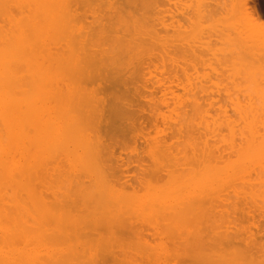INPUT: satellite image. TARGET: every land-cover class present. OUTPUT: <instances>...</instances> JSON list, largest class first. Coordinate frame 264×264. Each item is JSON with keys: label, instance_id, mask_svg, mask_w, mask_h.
Listing matches in <instances>:
<instances>
[{"label": "rangeland", "instance_id": "obj_1", "mask_svg": "<svg viewBox=\"0 0 264 264\" xmlns=\"http://www.w3.org/2000/svg\"><path fill=\"white\" fill-rule=\"evenodd\" d=\"M33 1L36 2V0H25L22 3L21 0H16L14 4H23V8H21V10L19 9V15L35 17L37 15H43L47 12V16L48 14L51 15L54 20L55 18H58L55 20V26H59L57 29L63 28V23H67L66 26H69V24L74 25H70V27H74V29H78L76 27L81 26V30L83 31L84 29L87 31L89 28L88 26H90V30L95 28V26V29H99V21H106V19L112 15V12L113 15L116 13L114 12L115 9H118L117 12L119 10H127V14H130L133 9L132 8L130 10L129 5L124 3V5H127L125 8L121 3V0H37L36 3H41L39 6L33 5ZM153 1L149 0V4L146 1L148 5H141L146 7H144L145 9L142 11H140L141 9L139 8L137 10L138 5L136 6L135 4V12L134 10L132 11V15H136L135 18H148L145 19L147 23L145 28L148 29V33L149 31L151 32V30H154V33L151 32L154 39H151L149 42L152 44L151 46L149 45L151 48L148 46L149 49H147L146 52H143L141 57H138L140 59L139 62L135 59L134 62L136 63L134 64L132 61L134 66L130 67V69L133 72L136 71L134 72L136 75H133L134 78L129 81L127 80V84H123L124 86H117L119 89L117 87L115 89V87L110 85V69L102 68V66L98 67V65H96L99 68H97L99 70H97L98 72L94 71L93 68L90 69L91 71L81 69L78 66L79 62L74 58L76 56L72 52H69L68 48L63 47V40L62 43L60 41L58 47H60L61 51L64 52V60L62 62L59 61L56 56V50L54 51L53 47L50 46V55L48 56L46 62V66L49 68V72L47 73L48 82L54 83V87L58 86L63 88L64 82L69 83V85H72L73 88L74 86L81 84L89 91V96L90 93L94 95V91H98L99 94L92 97V99L94 98V102L92 101L93 103H98L99 100L96 99L97 96L102 100L98 103L99 110L101 109L98 116L103 114L105 119L103 116H97L98 118L96 116L92 117V113H89V115L80 113L79 109H75V104H73L70 99L62 103L53 99L51 105L49 104L51 106V115L49 116L50 133H53L54 130L61 128L59 125L64 121L66 125L73 122L67 119L69 115L73 116L74 120H77V124L74 123V137H77V139H82L85 135V131H87L84 128L82 129V125H80L81 117L84 118L85 122L87 121L90 124L91 128L89 127L90 130L88 129L90 134L92 133L93 135L95 130L94 127H98V131L101 129L99 136L102 137L106 143L108 142L107 144L110 147L107 152L108 154L103 155L104 152L102 154V157L105 160L102 157L99 160V148L95 149V160L99 162V176L94 174V172H87L88 175H84L83 172L78 175L76 172V175H71L73 172L69 169L70 167H68V165L74 160V154L72 155L73 159H70L71 156L66 159L62 156L61 158L55 157L51 161H47L48 163H44V167L46 166L45 169L47 168L46 170L48 171L49 169L57 168L59 171L63 170L64 172L69 173L70 175H67L69 178L78 176L75 178H77L76 180L84 183V189L85 185L87 187L90 185V180L92 181L96 178V176H98L96 180L99 179V181H97L99 184L95 181L97 183L96 187L94 188L90 185V189L92 190L94 188L99 192V218L98 215L95 214V211L97 210L94 211V215L96 217L91 213L90 214L94 220H97V218L99 219V224H97L99 229H96L97 225H93L96 226L93 230L94 233L92 232V229L91 231H87V226L85 227L84 224L88 220L89 224H91L92 222L90 223V221H92V218L90 220L88 219L90 217H88L86 220L84 217L81 220L80 218L82 215H80L81 217H78L79 214L82 213V207L86 210L90 207L88 205H90L89 202L91 199L87 203L88 205H79V202H76L74 199L76 194H73V197L70 195V185L62 182L59 184V180L56 181L57 179L54 177L58 174H56L55 169L53 171L50 170V172H52V175L49 173V177L51 179L48 177L49 174H45L47 175L46 180L55 179L56 183L53 182L54 180L52 181V191L46 192L45 190V192H42L43 194L46 193L47 198L45 196L44 197L48 201H59L62 204L59 202V204H56L60 205V208H65L66 211H70V215H75V217H77V219L79 218L82 222L84 219L83 226L80 227L86 229H81L79 226L73 227L76 226V224L78 225V221L73 218V215V217H69V215H67L68 212L67 214L64 212L67 217L70 219L73 218L74 222H77H72L73 226H70V228L73 227L75 229L72 228L73 230H71L69 228L73 233H75V235L73 234L75 236L74 240L76 237H79V233L81 235V232L85 233L86 231L88 233L91 232L90 235L92 233L95 234L91 235V238L95 237L93 239H98L99 241V249L95 248V246L98 247L95 245L98 244L97 240H95L96 243L93 244V247L96 250H99V261L96 259L97 264H136V262L140 260L142 261L138 264H141V262H146V264H181V259L184 260L183 255L186 256V259L189 257H193L195 259L207 257L210 259L219 258L218 260H220L221 257L224 256L222 255V252L217 254L214 251L213 253L211 252L208 254L207 249L210 244H215H212L214 247L217 246L216 243H219L218 245H220L221 243H227L228 241V243H233V245L237 243V245H234L236 248L238 243L245 244L246 242H251L264 244V191L257 192L262 190L256 186L258 180L264 179V177L261 176H264V172L259 175L260 171L256 170V168H264V162L260 159V154L256 156L253 154V158H251L262 160V164L261 162L257 163V165L253 164V162L252 164H249V162L247 163L249 158L246 159L247 161L244 159L245 162L242 161L245 165L247 164V167L245 168L241 163V167L245 168V171H243L244 169L242 170L244 175H240L237 172L236 176L235 174L231 176L230 173L232 172V168L231 171L228 170L230 168H226L227 173L229 174H224L222 171V167L224 165L228 166V163L225 164L227 161H234L237 159V154L241 151L240 146L242 147L244 144L242 143L241 145V135L243 133L239 134L242 127L244 128V123H242L243 121L241 122V118L238 117L239 114L238 116L236 115L239 107L236 106L237 104L234 105V102L237 99V102L241 103H239V106L241 105L242 107V105H246L245 102H248L247 99L249 98L251 100V98L255 97H258L256 99L264 97V43L262 44L260 40L261 37L264 36V31L257 29L259 24L258 22H262L264 24V0ZM47 2L48 4L50 2L52 4L51 7H54L53 9H55L50 13H48L47 10L49 7ZM6 3L12 4V7L14 8L12 0L11 2L9 0ZM43 5L48 7L46 8ZM132 5L134 6V4ZM41 7L44 8L42 9ZM122 7L125 9H121ZM111 9L113 11H111ZM11 12H13L12 9L10 10V13ZM248 12L250 13L248 14ZM134 13L136 14L134 15ZM121 14L122 16L126 15L125 12H121ZM250 14L258 22L253 20L250 21ZM79 21L82 22L84 29L82 28V25L78 26ZM149 21L151 23H148ZM253 22H256L255 26H252L254 25ZM92 31L95 30L93 29ZM93 50L95 51V49ZM154 50H159V52ZM47 53L48 51H45L43 55H47ZM81 56L82 55L79 57ZM135 67L137 69L134 70L133 68ZM94 68L96 70V67ZM94 74L99 76L98 79H94ZM74 76L77 77V79H75ZM78 78L81 80L80 83L78 82ZM93 80H95V83L97 80L99 81L95 84L93 83ZM113 93H119L115 94V96L117 95V100L112 97L114 95ZM120 94H123V97ZM91 96L89 98H91ZM118 96L121 97L122 101ZM124 96H127V98H124ZM193 98L194 101L196 100V103H199V110L205 111L206 116L204 115V118L203 116L202 118L199 117L201 115L200 113L198 114L199 116H197V114H195L196 116H194V114L189 115V112H191L192 109H194L195 113L196 111L197 113L199 112L197 106L192 103ZM112 101L117 104L120 103L121 105H116ZM190 101L192 102L190 103ZM123 103L125 106H123ZM92 105L95 106V104ZM92 105H90V107ZM194 105L196 106L195 108ZM96 106L98 107V105ZM118 106L120 107L118 108ZM234 106L237 108H235L236 110H234ZM84 108H86V106ZM114 108L116 115H112ZM123 111H126L127 114ZM236 111L237 113H235ZM179 113L183 115L182 119L180 118L181 115H179ZM130 115L132 117H130ZM115 116L119 119H116ZM189 116L193 119L191 120V117ZM94 117L96 118L94 119ZM183 117H186L185 122L188 120L187 122H189V124L193 121V126L198 124L200 120L206 119V125L210 127L209 130L213 128L214 130H211L210 132L207 129L209 127L206 126L207 128H205V124L203 126L208 131H206L203 127L202 129L201 124H203L204 121H201L199 126L201 129L192 126L194 129L192 128L193 133H191L192 131L190 130V126L184 127L186 125L185 122V125L180 127V124L183 123L181 121L183 120ZM187 117L191 121H189ZM93 121L99 123L94 124ZM262 121L264 127V120L262 119ZM229 122L231 124H229ZM230 125H232L231 127L236 130L234 133H230L228 131V126ZM178 127L183 128L180 130ZM187 127L190 128L186 129ZM261 128L259 126L256 131H260ZM177 130L181 131L179 132L181 134H179ZM101 131L108 133L104 134ZM262 131L260 132L261 134H263ZM242 132L244 131L242 130ZM113 137H115V139ZM204 138H206L205 140H208L207 144L209 146L206 145ZM113 139L117 141L116 144H114L115 141H113ZM203 141L205 143V147H203ZM194 142L199 143V145L202 146L206 152L209 149L210 154L207 155L200 150V155L203 153L200 157L198 154V148L200 149L201 147H195L198 150L197 152L194 148L197 152L195 153V151H193L194 149L191 147ZM197 143H195V145H197ZM201 143H203V145ZM238 148H240L239 152H237ZM246 152L250 153L248 150ZM194 154H197L198 157H194ZM190 155L192 157H190ZM55 156L58 155L56 154ZM185 156L187 160H185ZM102 159L103 162H101ZM67 160L68 162H66ZM106 160L110 163H106ZM238 160V162H236L237 164L241 159L238 158ZM75 162L72 164L74 165V169L76 166L79 168L78 164ZM49 164L51 166L50 168L48 166ZM103 165L105 166L103 167ZM236 166H238L239 171V165ZM59 167H61V169ZM112 168L113 170H110ZM218 168H221V171H219V169L218 172ZM93 169L94 168L90 167V170L96 172V170ZM193 170L195 171L193 172ZM189 171L190 173H188ZM200 171L202 173H200L201 177L199 178L200 174L198 172ZM255 171L256 173H254ZM45 172L43 171V173ZM103 172H105L106 177ZM233 172H236V168ZM184 173H187V177H185L186 175H184ZM61 174H63V172ZM91 174H94L95 177ZM228 175L232 178L230 179V176L228 177ZM256 175H259L260 178ZM84 176H86L87 179L84 178ZM193 176L194 180L191 178ZM241 176H243V179ZM91 177L93 178L91 179ZM39 178H41V175ZM195 179L197 180L196 182ZM47 182L49 183L48 180ZM209 182L211 184H208ZM93 183L94 182H92V184ZM202 183L205 186H203ZM65 185L68 186L67 189L64 187ZM255 186L256 188L258 187L259 190L258 188L256 190ZM260 186L263 188L264 184L262 183ZM60 187H63L64 190H69L67 194L63 191V189L59 190ZM208 188L210 189L208 190ZM253 188H255L256 191ZM39 189L42 191L41 188ZM73 190L75 191V188H72V193H74ZM60 191L65 193V198H59ZM94 191L92 193H94ZM251 191L257 192V195L251 193ZM260 193H263V196L258 195ZM77 197H79V195ZM88 197L91 198L90 196ZM186 199L188 200L186 201ZM196 199L200 201H197ZM83 200L85 201V199ZM81 201L82 200L80 198V202ZM192 201L195 202L192 203ZM187 204L192 205L193 209L189 206L188 207L191 210L185 209L187 208ZM91 205L94 206L93 203ZM196 205L199 207L201 206L200 210ZM56 206H54L55 210L57 209ZM92 206L90 207L91 209L93 208ZM196 208H198V210H196ZM61 210L59 212L53 211L52 214H64ZM182 210H186V215L190 219L188 217L187 218L192 221V224L189 223L191 226L187 224L189 222L188 219V222L185 220V224H181V221L177 222L176 216L174 217L176 222L172 220L171 216H174L172 214ZM88 211H90V209ZM188 211H197V214L198 211H200L199 214L203 212L204 216L201 214V217H198L200 215L197 217L192 215L193 217H190V212ZM76 214L78 216H76ZM83 214H85L84 211ZM66 215L65 219H67ZM184 215L185 214L183 213L182 216ZM56 216H58V218L63 217V215H60V217L59 215ZM178 216L180 218V215ZM58 218H55V220ZM62 219H58L59 222L62 221ZM68 220L69 219L66 221ZM94 220L93 224L98 223ZM66 221L62 223L64 226L68 225L72 220H69V223H66ZM53 222L51 223L53 224ZM59 222L55 221L54 225ZM82 222H80L81 225ZM89 224L88 226H90ZM60 226L58 225V227ZM58 227L55 229L54 226H52L50 229L52 230L54 228L56 231H61ZM66 227L68 228L69 226ZM78 227L80 229H78ZM90 228L88 230H90ZM50 229L49 232L54 233L53 238H55V241L58 238L57 235H60L61 232L59 231V234H57L56 231H53L54 229L52 231ZM95 229L96 231L99 230L98 236ZM78 230L80 231L78 232ZM62 231L65 232L66 230L64 231L63 229ZM67 231L69 233L71 232L69 230ZM67 231L65 232L66 239L69 235ZM88 233L87 235L89 236ZM73 235L71 234V236ZM61 236L59 239L62 238ZM84 238L82 240L79 238L76 239H79L81 243L85 240L88 242V238ZM58 240L55 242L60 245V248H63V244L64 246L68 245H65L66 241L58 243ZM68 240L69 237L67 241ZM70 240L73 241V237H71ZM75 242L79 241L76 240ZM90 242L91 244H89ZM90 242L85 243V245L88 244V248L87 246H84V244L76 246L75 243H72L73 246H76V251L78 250L79 252V254L77 253L79 255L77 257L79 258V261L75 258L77 254L73 256L74 258L72 257V254L76 253L75 250H73L75 249L74 247L73 249H70V247L68 248L70 249L69 252L72 250L74 253L71 252L72 254H69V252H64V254L68 253V255H71L72 258H70V256L68 258L73 259V261L77 260L76 263L81 262L83 261L82 259L80 260L81 251L82 254L85 252V256L88 251L89 253H92V251L94 252L91 248L92 239ZM55 246L56 249L59 248L57 245ZM68 246H70V244ZM81 247H86V250L90 248L91 251L89 249L86 252V250H84L85 248L83 249ZM203 247H205L206 250ZM60 248L57 251H61L62 254V251H65V247L63 250ZM79 248H81V251H79ZM238 249H240V247L236 250ZM230 251L235 252L233 249ZM239 251L235 254H229V252L226 251L225 259H222L224 261L220 260L218 261V264L249 263V260H246V257L249 254L241 252L243 251L242 249ZM252 253L254 254L252 257L255 262H251L252 264H264V250H258V252L251 251L250 254ZM64 254H62L63 257ZM216 254L217 256H221L217 257ZM65 257L67 256L65 255ZM87 258L88 256H86V259ZM177 261H179V263Z\"/></svg>", "mask_w": 264, "mask_h": 264}, {"label": "bare ground", "instance_id": "obj_2", "mask_svg": "<svg viewBox=\"0 0 264 264\" xmlns=\"http://www.w3.org/2000/svg\"><path fill=\"white\" fill-rule=\"evenodd\" d=\"M5 1L8 2L9 0H5ZM5 1L0 0V264H97V260L99 259V254H98L99 250H96V249H99V243H98L99 241H98V239H93L95 237L91 238V235H95V234H93L94 233L93 230L96 226H93V225L99 224V219H98L99 218V215H98L99 214L98 213L99 212V210H98L99 209V195H98L99 192L97 191V189H94L96 187L97 183L99 184V182H97V181H99V179L96 180L99 176V162H97L95 160V156H96L95 149L99 148V156H100L99 160H100L103 152H104L103 155L108 154L107 152H108V149L110 146L107 144L108 142L106 143L105 140L99 136L100 135L99 132L101 129L98 131V129H97L98 127L97 128L94 127L95 130H94L93 135H92V133L90 134V132H88L90 124L87 121L85 122L84 118H82V117L81 118L79 117L81 119L80 125H82V129L84 128L87 130V131H85V135L82 139H77V137H74V135H75L74 123L77 124V120H74V117L70 116V115L68 116L67 119L69 121H73V122L66 125V123L64 121L63 123H61L59 125V127H61V128H58V129L54 130L53 133H50L49 116L51 115V106L50 105L53 102V99L54 100L56 99V101L61 102V103L66 102L67 100L70 99V100H72V103L75 104V109H77V110L79 109L80 113H83L85 115H89V113H92V117L93 116L97 117L98 114L100 113L101 109L99 110V104L98 103H99V101H102V100L99 99V97L97 96L96 99L99 100V101L97 100L98 103H93L94 98L92 99V97L96 96V94L98 95L99 94L98 91H94L95 92L94 95H92V93H90V96L91 95L92 96H91V98H89L90 97L89 91L85 88V86H83L81 84L76 85L73 88L72 85H69V83L64 82L63 88L58 87V86L54 87V83L48 82L47 73L49 72V68L46 66V62H47L48 56L50 55V46L53 47L54 51L56 50V56L58 57L59 61L62 62L64 60V52H62L60 47H58L60 41H61V43L64 41L63 47L68 48V51L72 52L76 56V57H74V56L73 57L76 59V61L79 62L78 66L81 69L88 71V70L93 68L94 71H97L99 69L98 67L102 66V68H108L111 70L110 77H109L110 85L115 87V89L117 86L119 87L120 85L122 86L125 83L127 84L126 81L127 80L129 81L130 79L132 80V78H134L133 75H136V74H134V72H136V71L133 72L130 69V67L134 66L132 64V61L134 62V60L136 59L139 62L140 59L138 57H141L142 53L146 52V50L149 49V47L152 45L149 42L151 41V39H154L153 34H152V33H154V30H151L152 33L150 31L148 33L147 32L148 29L145 28V25L147 24L145 19H148V18H145V19L142 17H141L142 19L141 18L140 19L135 18L136 13H134L135 16H133L132 11L134 10V12H135V8H136L135 4H136V6L138 5L137 10L139 8V9H141L140 11H142L146 7L141 6V5H148L150 2L148 3L149 0H136L138 2L140 1L139 3L134 1V0L133 1L132 0H129V1L128 0H121V3L123 4V6L125 8L127 7V5H129L130 10L133 8L131 10L130 14H127L128 13V12H126L127 10H124V11L119 10L117 12L118 9H115L116 8L115 7L113 9L116 10V11L114 10V12H116V13H114V15H113V12H112L111 14L113 16L112 15H110V17L107 16L108 18L107 19L105 18L106 19V21L104 20L105 22L99 21V25H98L99 29H95L96 28V26H95V28H93L95 31H92L93 29L90 30V26H88L89 28L86 31L84 29V26L82 25V22L79 21L80 24L78 23V26L82 25L83 26L82 28L84 29V31H83V30H81V26H79L80 30H79V27H76L78 29H74V27H70L71 24H69V26H66L67 23H63V24L61 23L64 27L61 25L63 28L57 29V27H59V26L58 25L55 26V20H57L58 18H55V20H54V18L51 15L48 14V16H47V14H46L47 12L43 15H37L35 17L21 16V15H19V13H20L21 8H23L22 7L23 4H19V3L14 4V2L16 0L15 1L12 0V3L14 5V8H13L12 4L8 3V4H10V5H8ZM21 1L23 3V1H25V0H21ZM146 1L148 4L146 3ZM10 2H11V0H10ZM33 2H34L33 5L39 6L41 4V3H39V4L36 3L37 0H36V2L35 1H33ZM124 3H126L127 5L125 4L126 5L125 6ZM141 3H143V4H141ZM153 3H154V1H153ZM47 4H48V2H47ZM132 4H134V6ZM51 5L52 4L50 2L48 4L49 7L43 5L46 8L48 7L47 8L48 13H50L52 10H55V9H53L54 7H51ZM66 5H67V3H66ZM10 8L13 10V12H11V13H10V10H11ZM125 8L122 7L121 9H125ZM15 9H16V11H15ZM149 9H150V7H149ZM151 10H152V8H151ZM111 11H113V10L111 9ZM121 12L122 13L125 12V14L127 16L125 14H123L125 16H122ZM249 13L250 12H248V14ZM143 14H145V13H143ZM249 19H250V21H252V20L256 21L251 14L249 16ZM249 19H247V20H249ZM256 22H258V21H256ZM148 23H151V22L149 21ZM249 23L252 24L251 22H249ZM255 23L252 26H255ZM258 23L259 24L257 26L258 27L257 29L264 31V24L262 22H258ZM71 26H74V25H71ZM143 33H145V34H143ZM155 35H156V33H155ZM260 40L263 44L264 43V36H262ZM152 43H154V42H152ZM86 49H89V50H86ZM93 49H95V51ZM45 51H48L47 55H43V53ZM148 51H150V50H148ZM154 51L159 52V50H154ZM80 55H82V56L79 57ZM141 62H143V61H141ZM135 63L136 62H134V64ZM96 65H98V67ZM136 65H138V64H136ZM94 67H96V70ZM136 67L133 69L135 70L138 68V67L137 68ZM98 77L99 76L94 74V79H98ZM74 78L77 79V77H75V76H74ZM80 81L81 80L78 78L79 83H80ZM98 81L99 80H97L96 83ZM93 83H95V80H93ZM121 93H122V91H121ZM115 94H119V93H115ZM115 94L112 97L117 100V97H116L117 95L115 96ZM87 97H88V99H87ZM118 97L121 100V97L120 96H118ZM125 97L127 98V96H124V98ZM132 98H133V96H132ZM256 98H258V97L251 98V100H250V98L247 99L248 102H245L246 105L244 104V105H242V107H241V105L239 106L240 102L238 103L237 99L234 102L235 104L233 103L234 105L237 104L236 106L239 107L237 109L234 106V110L237 109L238 113H237V111L235 113H237L236 114L237 116L239 114L238 117H240L241 122L243 121L242 123H244L243 124L244 128L242 127V129L240 130L241 132L239 133V134L243 133L241 135L242 136L241 145H242V143H244V144L242 147L240 146V148H241L240 152H239L240 148L237 149L238 150L237 152H239V154H237V159L234 161H227L225 164L228 163L227 164L228 166L224 165L222 167L223 168L222 171L224 172V174H229V173H227L226 168H230V169H228L230 171L232 168V172L230 173L231 176H233L234 174L236 176L237 172L240 175L241 174L244 175L243 171H245V168L247 167V164L245 165V163H243V162H245L244 159L246 160L249 158L248 161L246 160L247 163L249 162V164H252V162H253V164H255V165H257V163H260V162L262 164V160L264 162V127H263V121H262V119L264 120V97L263 98L261 97L259 99H256ZM87 100L89 101V103ZM113 101H114V99H113ZM192 101H190V103L191 102L194 103L197 106L199 112L197 113V111H196V113H195L194 109H192L193 111L191 110V112H189V115L194 114V116H196L195 114H197V116H199L198 114L200 113L201 115L199 117L202 118V116H203V118H204L206 116L205 111L199 110L200 105L198 102H197L198 104L196 103V100L194 101V98L192 99ZM113 103H115V102H113ZM86 104L87 105L88 104H90V105L95 104V106L92 105L90 107V105L87 106ZM115 104L119 105L120 103L119 104L115 103ZM96 105H98V107ZM126 105H128V104H126ZM195 105H194V108L196 107ZM85 106H86V108H84ZM123 106H125V104ZM119 107L120 106H118V108ZM191 107H192V105H191ZM107 108H110V107H107ZM130 110H129V112H130ZM113 111L114 112H112L113 113L112 115L115 114V108L113 109ZM116 111H117V109H116ZM126 111L125 112L123 111V112L126 113ZM119 112H121V111H119ZM179 115H181V114L179 113ZM102 116H103V114L101 116H98V117H102ZM117 116H119V115H117ZM182 116L183 115H181V117H180L181 119H182ZM194 116L192 115L193 118H194ZM96 117H94V119ZM130 117H132V116L130 115ZM189 117H191V116H189ZM192 117H191V120L193 119ZM103 118L105 119V116H103ZM115 118H116V116H115ZM185 118L186 117H183L184 121L181 120L183 123L180 124V127L182 125L186 124L184 127L190 126L191 128L190 127L189 128L191 131H192V128L194 126H195V128H198V129H201L202 127L204 128V126H205V128L209 127L208 125H206V121H205L206 119L200 120L199 123L197 122L199 125L196 124L193 126V121L190 122V124H189V122H187L188 120H186V122H185ZM116 119H119V118H116ZM187 119H189V118L187 117ZM191 120L189 119V121H191ZM201 121H204L203 124H201ZM93 122H94V124L99 123V122H95V121H93ZM184 122H185V124H184ZM200 124L202 125L201 128H199ZM229 124H231V123L229 122ZM231 126L232 125L228 126L229 127L228 131L230 133H234V131H236V130H234L233 127H231ZM259 126H260V128L262 127L261 130L256 131L259 128ZM180 127H178V129L182 130L183 127L182 128H180ZM189 128L187 127L186 129H189ZM207 129L209 130L210 127ZM207 129H205V130L208 131ZM231 129H233V130H231ZM262 129H263V131H262ZM211 130H214V128ZM211 130H209V131L211 132ZM242 130L244 132H242ZM261 131L263 134L260 133ZM177 132L179 133L181 131L177 130ZM102 133L105 134L106 132H102ZM189 133H190V131H189ZM191 133H193V131ZM202 133H204V132H202ZM104 134H102V135H104ZM179 134H181V133H179ZM256 134H258V135H256ZM115 137H113V138L115 139ZM114 139H113V141H115L114 144H116L117 141ZM205 139L206 138H204L206 145L209 146L207 144L208 140H205ZM107 140H109V139H107ZM204 141H203V143H204ZM195 143H197V142H194L192 146L190 145L192 147V149H194L195 147H197V148L198 147H201V148L205 147V143H204L203 147L200 146L199 143H197V145H195ZM203 143H201V144L203 145ZM244 147H245V150H244ZM162 148H163V146H162ZM197 148H195V149L197 150ZM201 148L200 149L198 148L199 152L197 150L199 155H200V150H201V152L206 153L207 155L210 154V151L208 148H207L208 153L206 151H204V148L203 149H201ZM195 149L193 151H195ZM247 150L250 151V153L246 152ZM197 152L195 151V153H197ZM56 154L58 156H55ZM206 154H205V156H206ZM253 154H254V156L260 154V157H261L260 159H262V160H259L256 158L252 159ZM72 155H73L74 160L76 162L73 160L70 162L71 163V164H69L70 166L68 165V167H70L69 169L73 172V174H71V175H76V172L78 175L82 172L84 173V175H88L87 172L88 173L94 172V174H97L98 176H96V178H94V180L89 181V182H91L90 185L94 187L93 189L96 192L93 189L92 190L90 189V185L88 187L85 185V189H84V186H83L84 183L76 180L77 178H75L78 176H73L72 178H69L67 175H70V174L64 172L63 170L59 171V170H57V168L56 169L55 168L49 169L51 167L50 164L48 165L49 171L46 170L47 168L45 169L46 166L44 167V163H46L47 161H51L55 157L61 158L62 156H64V158L66 159L67 157L71 156L70 157V159H71ZM201 155H200V157H201ZM196 156L198 157L197 154L194 157H196ZM190 157H192V156L190 155ZM185 158H186V156H185ZM238 158L241 160L237 164L236 162L239 161ZM103 159L101 162H103ZM153 159H155V158H153ZM185 160H187V158ZM185 160H183V161H185ZM66 162H68V160ZM73 162L78 164L79 168L76 166V168H78V169H76V168L74 169V165H72ZM198 162H199V160H198ZM106 163H110V162H108L106 160ZM241 163L243 164V166L245 168L241 167V165H242ZM249 164H248V167H249ZM236 165H239V168L240 169L242 168V169L241 170L239 169V171H238V166H236ZM255 165H253V166H255ZM42 166L45 170L42 168ZM104 166L105 165H103V167ZM108 166H109V164H108ZM260 166H262V165H260ZM260 166H258V167H260ZM90 167L94 168L97 173L95 171L90 170ZM233 167H234V169H233ZM59 168L61 169V167H59ZM235 168H236V172H233V171H235ZM54 169H55L56 174H58L54 177L55 179H57L56 181L59 180L58 181L59 184H60V182H62L64 184H69L71 187L70 188L71 189L70 195L72 197L75 194H76L75 195L76 197L79 195V197H77V199H76V197L74 198L76 202H79L78 203L79 205H88L87 203L90 201V199H91V201H90L91 203L89 202L90 205H88V206L91 207L92 203L94 205V206H92L93 207L92 209L90 207L89 208L87 207L88 208L87 210L84 209V207H82L83 208V210H81L82 213L79 214V216L77 215L78 214L77 213L76 216L81 217L80 215H82V217L80 218L81 220L84 217H85V219L90 217L88 219L91 220L92 215L95 216L94 215L95 212H96L95 214L98 215L97 220H94L92 218V221H90V223L92 222L91 224H89V222H88L89 220L86 221V223L84 224L85 227L87 226V231H91V229H92L93 233L90 235L91 232L88 233L85 231V233L83 232L84 236H83V233L81 232V235L79 233V237H76V238H79L81 240L84 237H86V238H88L87 239L88 242H90V240L92 239V245H91L92 247L91 248H92V250H94V252L92 251V253H89L88 250L90 248L86 250V247H81L83 249L85 248L84 250H86V252L88 251L87 254L88 253L90 254V255L86 254V256H88V258L86 259V256L84 255L85 252H83L84 254H82L81 248H79L80 249L79 251H81L80 260L82 259L83 261L78 262V263H76V261L79 259V258H77L79 256L78 255L79 252H78V250L76 251V246L80 245V244H84V246H87L88 244L85 245V243H88V242H86V240L85 241L83 240L84 242L82 241L83 243H81L80 240L76 239V238L74 240L75 233H73L71 230L75 229L73 227L83 226L84 219L82 222V221H80L79 218L77 219V217H75V215H73V214L70 215L69 214L70 211H66L65 208L64 209L60 208L61 206L58 204L61 202H59V201H58L59 202L58 203L56 200L53 201V200H50L48 198L51 201V203H50V201H48L46 199L47 198L46 193H44L45 195L42 193L43 191L45 192V190H46V192L52 191V183L55 182V179L52 177L54 181L50 180L51 178L49 176L52 173V172H50V170L53 171ZM263 169L264 168H261V169L256 168V170L260 171L259 175H261L260 173L264 172ZM42 170L44 172L45 171L46 172L43 173ZM110 170H113V168ZM218 170L221 171V168H218L217 171ZM253 170H255V169H253ZM57 171H59L61 173L63 172V174H61ZM194 171L195 170H193V172ZM201 171L198 173L199 174L202 173ZM240 172H242V173H240ZM251 172H253V171H251ZM46 173H47V175L50 173L48 175V177L50 179H47L49 181V183L46 180V178H47V175H45ZM103 173L105 176L106 175L105 172H103ZM188 173H190V171ZM254 173H256V171ZM94 174H91V175L94 176ZM186 174L184 173V175H186ZM224 174H223V176H224ZM40 175H41V178H39ZM81 175H83V174H81ZM194 175H195V173H194ZM259 175H256V176H259ZM89 176H90V174H89ZM229 176L230 175H228V177ZM231 176L229 177L230 179L232 178ZM261 176L264 177L263 175H261ZM185 177H187V175ZM200 177H201V174H200L199 178ZM202 177H203V175H202ZM242 177L243 176H241V178ZM84 178H86V176H84ZM92 178L93 177H91V179ZM191 178L194 180V176ZM225 178H227V177H225ZM259 178H260V176H259ZM260 180H258V183ZM262 180H263V182H262ZM262 180L259 184L257 183V185H256L262 191H260L259 188L257 187L259 190L257 192H263L264 191L263 190L264 186H263V188L260 186L262 183L264 184V179H262ZM196 181L197 180L195 179V182ZM92 182H94V183L92 184ZM198 182H199V179H198ZM208 184H211V183L209 182ZM249 184H251V183H249ZM199 186H198V188H199ZM203 186H205V185L203 184ZM250 186H252V185H250ZM256 186H255V188H256ZM64 187H66V189H67L68 186L65 185ZM86 187H87V189H86ZM39 188H41L42 191ZM72 188H75V191L73 190L74 193H72ZM255 188H253V189L255 190ZM257 188H256V190H257ZM62 189H63V187H60L59 190H62ZM209 189L210 188H208V190ZM250 189H251V187H250ZM65 190L63 189V191L67 194V192L69 190L68 191L67 190L65 191ZM93 191H94V193H92ZM64 192L60 191V195L58 193L59 198H65L66 197V196H64L65 195ZM204 192H205V190H204ZM254 192L251 191V193H253V194L257 193V192H255V193ZM94 194H95V196H94ZM96 194H97V196H96ZM58 195H57V197H58ZM81 195H83V196H81ZM258 195L263 196V193H260ZM88 196H90L91 198H89ZM196 197H197V195H196ZM78 198H79V200H78ZM80 198L82 200L81 202H80ZM83 199H85L86 202ZM187 200L188 199H186V201ZM197 201H200V200H197ZM82 202H83V204H82ZM194 202L192 201V203H194ZM56 203H58V204H56ZM188 204H187V208H185V209L191 210L190 208H192V205H188ZM54 206H56V208H57L56 210H55ZM50 207H52V208H50ZM197 207H199V206H197ZM200 207H199V210H200ZM209 207H210V205H209ZM85 208H86V206H85ZM58 209H59V211L62 209L61 212H63V213L65 212L66 214L68 212L67 215H69V217H71L73 215L74 217L73 216L72 217L75 218L76 221H78V225L76 224V226H73V223H72V222H74L73 218L70 219L69 217H67V215L65 213L64 214H60V213L56 214L55 213L53 215L52 212L53 211L57 212ZM89 209H90V211H88ZM95 210H97V211H95ZM196 210H198V208H196ZM83 211L85 214H83ZM182 211L185 214L184 216H182L183 215ZM182 211H177L174 213L172 211V213H173L172 215H174V216H171L172 220L175 221L174 217L176 216L177 222L181 221V224H185V220H186V222H188V220L190 218L186 215V210H182ZM203 211H205V210H203ZM178 212H180V213H178ZM188 212H190L189 213L190 217H193V216L197 217L198 215H200L198 217H201V214L203 215V212L201 214H199L200 211H198V214H197V211H193L194 213L192 211H188ZM89 214H90V216H89ZM56 215H59V217H60V215H63V217H62L63 219L58 218V216H56ZM65 215H66L67 219L72 220V221H70V223H69V220L66 221L67 219H65ZM178 215H180V218H182V219H180ZM54 217L58 218L59 220L62 219L63 222L60 221L61 222L60 223L59 220L58 219H57L58 221L55 220ZM178 218H179V220H178ZM202 218H204V217H202ZM64 219H65L66 223L70 224V225L65 224L66 226H69L68 228L66 226H64V224H62L65 222ZM195 219H198V218H195ZM53 220H54V222L56 221V222H59L60 224L55 223L57 226L54 225ZM93 220L97 221L98 223L93 224ZM182 220H184V221H182ZM196 221H201V220H196ZM51 222H53V224ZM80 222H82V225ZM74 223H77V222H74ZM189 223L192 224V221L189 220V222L187 223L188 225L191 226V224H189ZM51 224H52V226H54L55 229L58 227V225L59 226L62 225V226L58 227L61 229V231L58 229H57L58 231H56L54 228H53L54 230L53 229L52 230L56 231L57 234H59L58 233L59 231L61 232L60 235H57L58 238L55 236L57 238L56 240H58L61 235H62L61 239H64V240L59 239L58 243L59 242L61 243L62 241H64V242L66 241L65 245L70 244V246H68V245L64 246V244H63V248L59 247L60 245H58L57 242H55L56 240L54 241V239H55V238H53L54 233L49 232V229L52 228ZM88 224L90 226H88ZM71 225L73 227L70 228ZM63 226H64V228H63ZM79 227H78V229L81 228V227L80 228ZM89 228H90V230H88ZM63 229H64V231L65 230L71 231L70 233L67 231L69 233V235L67 234L68 235L67 239L69 237V240H70L71 237H73L74 242L71 240H70L71 242L69 240L67 241L66 235H65L66 231L63 232L62 231ZM81 229H86V228L82 227ZM96 229H99L98 225H97ZM96 229H95V231H96ZM79 231L80 230H78V232ZM96 232L95 233L98 236L99 230H97ZM87 233L89 234L90 237L87 235ZM71 234L72 235L74 234V235L71 236ZM85 235H87V236H85ZM81 236H83V237H81ZM97 236H96V238H97ZM86 238H84V239H86ZM76 240L79 242H75ZM95 240H97L98 244H95L96 243ZM67 242H70V243H67ZM53 243H54V245H53ZM72 243L73 244L75 243L76 246H73ZM89 244H91V242ZM93 244L97 245L98 247H96L94 245L96 248L95 249L93 247ZM212 244H210L208 246V249H207L208 254H210L211 252L213 253L214 251L217 254L222 252V255H224V256H222L220 260L225 259L226 251L229 252V254H235L240 249H242L243 251H241V252H245V254L246 253L249 254L246 257V260H249V263L245 262V264H247V263L252 264L254 262L253 257H252V256H254V254L253 253L250 254L251 251L252 252H255V251L258 252V250H260V251L264 250V244H257V243H251V242H246L245 244H243V243L239 244L238 243L237 248L240 247V249H238V250H236L237 248L234 246V245H237V243L233 245V243H230V242L228 243V241H227V243H221L220 245H218L219 243H216L217 246H214V247L212 246ZM55 245H57L61 250H63L65 247V251L63 250L62 254H64V252H69V250L73 249V247H74L75 249H73V250H75L76 253L72 254V253H74V251L72 252V250H71L69 252V254L72 252L71 254L73 257L78 253L75 256V258L77 260L73 261V259H69L68 258L69 256H70V258H72V257H71V255H68V253H65L64 257H63L61 254V251L59 250L60 252H58L57 250L59 248L56 249ZM71 245H72V248H71ZM213 245H215V244H213ZM66 247H67V251H66ZM69 247H70V249H68ZM205 247H203V248H205ZM87 248H88V246H87ZM231 249H233L234 251L236 250V251L235 252L232 251L233 252L232 253L230 251ZM205 250H206V248H205ZM90 251H91V249H90ZM217 254H216V256H217ZM65 255L67 257H65ZM216 256H215V258H216ZM219 256H221V255H218L217 257H219ZM83 258H85V259H83ZM187 258H188V256H187ZM189 258L186 259V256L183 255L184 260L181 259V264H218V261H220V260H218L219 258H217V259H210L207 257L196 258V259L193 257H189ZM140 261H142V260H140ZM140 261H137L136 264H138ZM222 261H224V260H222ZM168 262H169V260H168ZM177 262L179 263V261H177ZM220 263H222V262H220ZM141 264H146V262L145 263L141 262Z\"/></svg>", "mask_w": 264, "mask_h": 264}]
</instances>
